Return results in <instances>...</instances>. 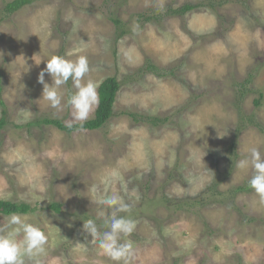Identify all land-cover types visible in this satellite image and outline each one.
I'll return each instance as SVG.
<instances>
[{
  "label": "rangeland",
  "instance_id": "obj_1",
  "mask_svg": "<svg viewBox=\"0 0 264 264\" xmlns=\"http://www.w3.org/2000/svg\"><path fill=\"white\" fill-rule=\"evenodd\" d=\"M9 1L0 0V119L6 115L0 199L34 207L19 215L48 237L40 264H114L83 231L84 221L102 225L98 213L109 214L91 200L103 192L101 176L112 170L122 179L108 192L131 205L130 213L120 215L136 221L127 238L132 264H264V205L254 190L236 193L235 208L226 198L222 204L179 207L180 201L207 199L215 181L224 197L228 189L246 185L251 169L239 170L235 162L253 146L264 155V0H215V8L160 21L140 20L139 14L204 0H33L7 15ZM117 17L127 31L122 37ZM52 55L86 56L90 72L84 82L119 79L114 115L102 127L67 133L35 123L72 119L66 106L75 91L71 79L61 87L62 110L42 99L38 75ZM147 61L176 70L135 79ZM127 75L133 79L125 80ZM45 81L52 83L47 73ZM242 83L248 92L238 106L245 123L239 131L235 99ZM127 111L165 121L136 122ZM93 185L100 191L93 192ZM52 203L61 204V212ZM9 216L0 213V227Z\"/></svg>",
  "mask_w": 264,
  "mask_h": 264
},
{
  "label": "clouds",
  "instance_id": "obj_2",
  "mask_svg": "<svg viewBox=\"0 0 264 264\" xmlns=\"http://www.w3.org/2000/svg\"><path fill=\"white\" fill-rule=\"evenodd\" d=\"M46 67L38 75V83L43 85L42 99L48 105L62 110L65 104L61 87L71 79L75 91L66 101L71 109L72 119L66 124L71 128L73 122H86L94 108L99 103L97 92L98 83L92 80L84 82L90 72L88 58L80 55L71 60L66 56L52 55L46 60ZM49 74L52 83L45 81V74ZM239 170L251 169L249 186L259 197V203L264 205V155L258 147H250L245 158L235 162ZM122 179L118 170L105 173L100 178L103 192L98 198L92 199V204L103 206L109 210L105 215L100 211L98 215L103 218L102 225L95 219H88L83 223V231L91 237L92 243L98 247L99 254L109 258L114 264H132L134 251L131 242L127 239L136 228V221L121 213H130L131 205L115 191L109 194L108 187ZM93 192L100 191L98 185L92 186ZM101 228L104 230L101 231ZM48 237L41 227L28 222L26 217L12 213L7 225L0 227V264H40L37 257L46 254Z\"/></svg>",
  "mask_w": 264,
  "mask_h": 264
},
{
  "label": "trees",
  "instance_id": "obj_3",
  "mask_svg": "<svg viewBox=\"0 0 264 264\" xmlns=\"http://www.w3.org/2000/svg\"><path fill=\"white\" fill-rule=\"evenodd\" d=\"M33 0H12L5 4L4 6V12L7 15L13 14L14 12L20 10L25 5L31 3ZM215 0H204L201 3H190L186 2L178 7H175L172 3H168L163 7L156 8L151 12L150 14L147 13H140L139 19L144 21H150V20H156L160 21L165 16H183L188 11L194 10L196 8H200L202 6H209L212 8H215L216 6ZM223 4V1L219 2V4ZM113 21L117 27V36L122 37L126 34V30L123 28L124 22L119 17L113 18ZM174 67H160L156 65L155 63H152L150 61H147L145 65L140 67L138 71L133 74H135V79H139L143 77L145 74L152 73L156 76L165 77L170 76L174 74L175 72ZM133 79L131 75H127L126 79ZM252 76L248 77L246 80V83L251 82ZM2 75L0 74V98L2 95L3 85H2ZM239 92L240 96L235 99V105L237 106L240 116L242 118L241 120V126L239 127V131L245 128V123L243 121L244 114L242 115V109L239 108L240 104L243 102L244 95H247L248 92V86H246L245 83L240 84ZM121 88V82L116 76H110L103 80V82L99 85L98 88V96H99V103L97 105L95 115L93 118L88 119L86 122H79V123H73V126L71 128L67 127L62 119H55V118H45L39 121H36L37 124H50L57 127L59 130L65 131L67 133H72L74 131H80V130H93L102 127L105 123L109 121V119L114 115V104L117 98V94L119 92V89ZM1 103L4 105V102L1 100ZM239 106V107H238ZM130 118H132L136 122H145L149 123L153 126H157L162 124L165 121V118L159 117L157 115H149L145 113H136L132 111L126 112ZM249 119V118H248ZM6 124V115L2 116L0 119V139H1V132ZM34 123H30L32 125ZM230 148L234 149L236 148V141H233L230 144ZM230 160L236 159V153L232 150L230 153ZM245 184V183H244ZM220 185V180L215 181L207 190V193L205 195L207 196V199H200L198 198L195 201H180L179 207H192L200 205L205 206L212 203L222 204L225 203V198L227 201V204L230 208H235V199H236V193L241 192H248L253 191V189L249 186V181L246 182V185H239L237 187L228 189L227 192H223V194L226 195L224 197L223 195L219 194L218 188ZM217 195V197H216ZM164 201V199H163ZM50 208L54 209L56 212H61L62 205L59 203H52L50 205ZM34 211V207L30 205L29 203L22 202V201H14V200H4L0 199V213L4 215H10L12 213L16 214H28L29 212Z\"/></svg>",
  "mask_w": 264,
  "mask_h": 264
}]
</instances>
